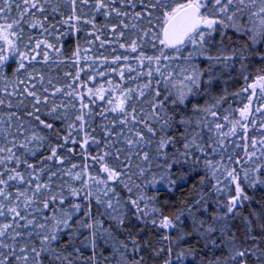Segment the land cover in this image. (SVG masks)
I'll return each mask as SVG.
<instances>
[{"label": "snow or ice", "instance_id": "1", "mask_svg": "<svg viewBox=\"0 0 264 264\" xmlns=\"http://www.w3.org/2000/svg\"><path fill=\"white\" fill-rule=\"evenodd\" d=\"M0 264H264V0H0Z\"/></svg>", "mask_w": 264, "mask_h": 264}, {"label": "trees", "instance_id": "2", "mask_svg": "<svg viewBox=\"0 0 264 264\" xmlns=\"http://www.w3.org/2000/svg\"><path fill=\"white\" fill-rule=\"evenodd\" d=\"M81 42H82V41H81ZM73 47H74V45H72L70 42H68V43L65 44V55H66V56H70V55H71V49H72ZM101 51H103V50H101ZM119 51H122V50H119ZM116 54H119V52L116 53ZM63 70H64V71H70L71 69L65 67ZM60 71H61L60 69H57V72H58V73H59ZM251 75H255V72L253 71V72L251 73ZM251 75H250V77H249L250 80H251ZM234 76H235V74H234ZM81 78L84 79V76L82 75ZM101 82H103V80L98 78L97 83H101ZM89 86H91V85H89ZM243 86H244V82H243L239 77H235L234 80H230V81L228 82V84H227V87H228V89H229L230 92L239 91V89H240L241 87H243ZM219 90H220V86L218 85L216 91L219 92ZM230 100H232V102H233V106H234V107L241 106V104L244 102L242 99L236 100V99H232L231 97H230ZM167 195H168L167 193H163V192L161 193V197H162V198L166 197ZM178 195H179V194H177V196H178Z\"/></svg>", "mask_w": 264, "mask_h": 264}]
</instances>
